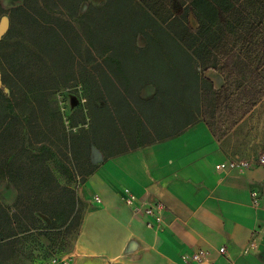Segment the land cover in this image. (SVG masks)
I'll return each instance as SVG.
<instances>
[{
    "label": "trees",
    "instance_id": "1",
    "mask_svg": "<svg viewBox=\"0 0 264 264\" xmlns=\"http://www.w3.org/2000/svg\"><path fill=\"white\" fill-rule=\"evenodd\" d=\"M85 2L22 0L11 9L12 26L0 39L11 49L5 60L11 63L13 76L8 78L14 81L12 86L3 79L0 84V177L13 168L18 192L33 168L39 170L33 174L41 181L56 183L51 167L71 178L55 156L61 144L69 153L79 146L88 151L91 145L105 152L95 138L99 121L117 126L124 119L133 122L136 138L151 131L154 140H162L219 110L230 113L235 124L264 98V0H103L88 2L80 13ZM190 15L196 27L190 25ZM30 33L39 38L35 43ZM139 37L142 46L137 44ZM32 63L45 80L38 83L40 88L32 86ZM208 69L222 76L220 89L204 76ZM147 84L155 92L142 98ZM68 86H80L90 127L70 134L53 113L57 130L41 132L38 146L31 148L25 144L27 115L15 95L30 98L41 109V99ZM11 87L18 90L11 94ZM108 145L109 141L104 146ZM30 179L34 180L32 174ZM36 201L18 194L14 213L0 204V248L10 254L5 259L31 257L25 241L40 223L34 215ZM79 201L74 193L59 199L70 224L82 219L75 210Z\"/></svg>",
    "mask_w": 264,
    "mask_h": 264
},
{
    "label": "crops",
    "instance_id": "2",
    "mask_svg": "<svg viewBox=\"0 0 264 264\" xmlns=\"http://www.w3.org/2000/svg\"><path fill=\"white\" fill-rule=\"evenodd\" d=\"M190 25H197L192 15ZM204 76L215 89L224 83L213 69ZM154 92L147 84L140 96ZM262 109L264 100L221 139L207 121L154 140L151 131L136 138L133 122L119 120L105 152L91 148L95 169L79 187L88 209L66 254L70 264H195L190 256L200 251L203 264H264V167L215 168L257 157L259 147L245 145L241 135L256 128ZM148 209L161 218L159 225L149 224Z\"/></svg>",
    "mask_w": 264,
    "mask_h": 264
},
{
    "label": "rangeland",
    "instance_id": "3",
    "mask_svg": "<svg viewBox=\"0 0 264 264\" xmlns=\"http://www.w3.org/2000/svg\"><path fill=\"white\" fill-rule=\"evenodd\" d=\"M102 1L103 0H88V2L93 4H98ZM21 2L22 0H0V22L2 18H7L8 20V28L1 38L6 36L12 26V23L10 22L11 9L20 5ZM88 2L81 5L79 10L80 13L86 11ZM16 28H19L21 34H26L24 28L22 26L20 27L19 24H17ZM29 36H31L30 40L32 43H35L36 40L39 39H37L36 33H30ZM137 44L142 46L144 40L139 37L137 39ZM10 51L11 49L7 44L4 45V43H0V59L3 63H0V66H5V72L4 69L3 72L0 71L1 80L3 79L7 86H12L11 84H14V81L9 80L8 78L13 76L10 67L11 63L8 60H5V58L9 59L8 54ZM2 55L5 56L3 58L5 64L2 60ZM32 64V70L34 72L31 81L32 86L40 88L38 83L45 80L40 79L42 78V73H40V70H36V68H38L37 64ZM207 75L217 80L216 84L220 82V79L217 78L218 76L215 75L214 72L210 71ZM15 90H18V88L14 89V87H11V94H14ZM6 92H8V89H6ZM15 96H17L15 98H17L19 109L23 112V115H27L26 118L28 119V124L25 126L27 132L25 133V136L28 142H25V144H30L31 148L38 146L36 140L42 138V135H39L41 132L44 131L50 134L57 130L56 119L55 116H53V113L61 117L66 132H69L70 134L77 133L81 128L88 129L90 127L91 121L88 117L86 102L82 96L80 86H68L64 89L61 88L56 92L47 94L46 101H42L41 99V109H38V103L34 102L31 104L32 100L30 98L26 100V96ZM262 100H264V98L260 101ZM31 110H34L35 112L31 113ZM261 111L264 112V109ZM262 112L261 114L264 116V113ZM206 121L218 139L224 138L237 124L233 123L231 114L225 110L209 113L206 115ZM257 122L258 124L256 128H252L253 131L247 130L244 132V134L241 135V139L243 138V141L248 139L249 143L245 142V145L248 144V146L252 145L254 147H259V151L257 152L258 157L264 153V118L258 119ZM116 129L117 126L113 125L111 121H104L102 123L99 121V126L95 128V130H97L95 138L102 146H104L110 137L114 138L113 136H115ZM242 142H240V144H242ZM93 146L95 145H91L88 151L84 150L81 146L76 147L73 153H69V150L62 147V144L59 148H55L56 158L68 168L67 170L71 174L70 181L64 176V173L58 171L59 169L57 167H51L50 169L51 176L55 177L56 183L53 179L48 178L41 181V177L38 180L33 173L35 170L36 172H39V170L33 168L32 173L29 174L33 175L34 180L30 179L27 181L29 174H26V176H24V183L19 185L22 190L20 193L13 180V178H15V171L13 168H11L9 174L6 173L7 175L4 178L0 177V204L10 206V213L16 212V208H13L12 205L18 194L25 198H35L37 201L34 207L36 210L39 208L44 212L40 213L36 210V212L34 211V215L38 218L40 223L37 224L38 229L33 230L31 235H29L25 241V244L30 246L32 253L31 257L26 258L24 255H17L15 258L10 257L9 259H5V256H9L10 254L7 250H2L0 248V264H37L47 262L54 257L64 256L71 250L80 228L81 217L77 218L73 224H70V218L65 214V209L59 202V199L66 197L71 193L73 195L74 193L75 198L80 200L76 205L75 210L80 211V214L82 215L88 209V203L79 195V187L83 180L86 179L94 169V165L90 163V152ZM256 158H249L246 160H255ZM52 198L57 199L55 201V199L52 200ZM1 222L2 220L0 218V224H2Z\"/></svg>",
    "mask_w": 264,
    "mask_h": 264
},
{
    "label": "built area",
    "instance_id": "4",
    "mask_svg": "<svg viewBox=\"0 0 264 264\" xmlns=\"http://www.w3.org/2000/svg\"><path fill=\"white\" fill-rule=\"evenodd\" d=\"M254 166L264 167V153L259 155L255 160L233 159V160L220 162L215 165V168L217 170H242V169H249ZM255 195H256L255 193H252V198H253L252 200L254 204L257 203V199ZM131 199L132 196L128 197L126 201L130 202ZM95 201L96 202L99 201V198L97 196L95 197ZM146 214L148 216L153 217V221H151L149 224L159 225L161 223V218L159 216L153 215V210L148 209L146 211ZM219 253H225V248L224 247L219 248ZM205 257L206 254H204L201 251L192 253L190 256V263L203 264ZM37 264H70V259L68 256L64 255V256L54 257L47 262H41Z\"/></svg>",
    "mask_w": 264,
    "mask_h": 264
},
{
    "label": "water",
    "instance_id": "5",
    "mask_svg": "<svg viewBox=\"0 0 264 264\" xmlns=\"http://www.w3.org/2000/svg\"><path fill=\"white\" fill-rule=\"evenodd\" d=\"M7 28H8V20L7 18H2L0 22V38L6 32ZM0 84H1V73H0Z\"/></svg>",
    "mask_w": 264,
    "mask_h": 264
}]
</instances>
